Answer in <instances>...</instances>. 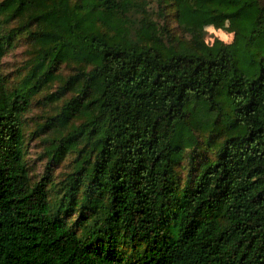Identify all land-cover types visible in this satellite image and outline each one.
<instances>
[{"label":"trees","instance_id":"16d2710c","mask_svg":"<svg viewBox=\"0 0 264 264\" xmlns=\"http://www.w3.org/2000/svg\"><path fill=\"white\" fill-rule=\"evenodd\" d=\"M0 264H264V0H0Z\"/></svg>","mask_w":264,"mask_h":264},{"label":"rangeland","instance_id":"374dc122","mask_svg":"<svg viewBox=\"0 0 264 264\" xmlns=\"http://www.w3.org/2000/svg\"><path fill=\"white\" fill-rule=\"evenodd\" d=\"M201 32L207 42H211L215 37L224 41H231L232 33L223 30V27H204ZM27 58L26 46L23 43H18L14 47L7 50L2 58V71L8 77L10 83L18 79L23 71L22 64ZM56 84L53 85L54 89ZM43 90L31 100V105L28 112L24 115L26 120V129L24 137L25 156L30 167V174L33 178H39L44 174L45 170L52 173L55 181L62 179L72 169V160L74 154H66L58 163L46 168L47 156L45 153L46 146L49 144L48 128H42L47 116L53 113L57 106L44 98L46 93L51 91Z\"/></svg>","mask_w":264,"mask_h":264}]
</instances>
